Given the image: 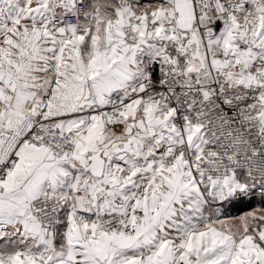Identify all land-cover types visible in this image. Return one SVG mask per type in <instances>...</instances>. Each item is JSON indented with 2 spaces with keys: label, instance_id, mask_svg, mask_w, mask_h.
<instances>
[{
  "label": "snow or ice",
  "instance_id": "1",
  "mask_svg": "<svg viewBox=\"0 0 264 264\" xmlns=\"http://www.w3.org/2000/svg\"><path fill=\"white\" fill-rule=\"evenodd\" d=\"M0 264H264V0H0Z\"/></svg>",
  "mask_w": 264,
  "mask_h": 264
}]
</instances>
